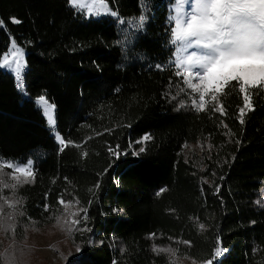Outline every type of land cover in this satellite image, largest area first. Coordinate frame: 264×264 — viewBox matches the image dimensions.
<instances>
[{
    "label": "trees",
    "instance_id": "obj_1",
    "mask_svg": "<svg viewBox=\"0 0 264 264\" xmlns=\"http://www.w3.org/2000/svg\"><path fill=\"white\" fill-rule=\"evenodd\" d=\"M107 2L120 18L145 16L142 29L119 43L110 17L83 18L68 0H0V58L13 38L27 67V95L0 69V157H30L35 172L15 189L16 236L30 219L59 217L63 198L77 206L72 237L86 264H176L154 247L203 262L218 246L213 264H264V88L250 90L243 123L235 81L215 107L197 111L171 63L172 0ZM41 94L55 105V130L67 146L33 103ZM195 141L202 153L183 151ZM0 264L46 262L13 243Z\"/></svg>",
    "mask_w": 264,
    "mask_h": 264
},
{
    "label": "snow or ice",
    "instance_id": "obj_2",
    "mask_svg": "<svg viewBox=\"0 0 264 264\" xmlns=\"http://www.w3.org/2000/svg\"><path fill=\"white\" fill-rule=\"evenodd\" d=\"M68 2L73 10L81 14L97 17L111 15L117 17V22L121 25L127 24L136 31L142 29L146 19L142 15L138 19L125 21L109 9L107 0H68ZM11 19L13 23H20L16 18ZM169 20L171 23L168 30L169 43L173 52L171 63L176 69L174 74L181 77L184 85L190 90L191 106L197 111H205L209 104L215 107L225 87L235 81L234 87L243 98L244 106L239 109L240 122L243 123L245 110H252L250 90L264 88V0H172ZM3 23L0 20V25ZM24 55V49L17 46L13 40L11 48L0 59V69L14 73L16 88L22 95H27L23 83V75L27 71ZM157 67L159 68L160 65ZM33 103L46 117L55 139L62 146H67L65 140L55 132V105L50 103L44 94L36 97ZM215 110L223 112V106L216 107ZM149 138L145 136L143 139ZM109 151L117 159L121 155L111 148ZM144 151L141 148L133 155L139 156ZM33 164L32 159L24 162H3V158L0 157V184L3 188L15 190L18 186L32 183L35 179ZM4 168L12 169L10 178L15 181L14 184L4 182L2 173ZM16 203L19 201L9 202L8 207L15 208ZM59 204L63 205L64 211L67 212L72 201L65 202L60 198ZM47 209L48 205H45V210ZM2 211L3 208L0 207V212ZM71 215L73 219L63 222L61 217L55 218L62 230L71 232L72 227L80 223L75 219L78 212H73ZM4 219L0 217V227L6 232L9 230L14 232L15 225L5 224ZM6 219L11 220L12 216L9 215ZM203 227L200 225L201 229ZM183 243L190 244L188 241ZM80 251L77 247V252ZM154 251H169L175 255L171 249L154 247ZM222 251L221 247H216L212 259H206L204 264H213V260L220 257ZM73 261L74 264H86L81 256L73 255Z\"/></svg>",
    "mask_w": 264,
    "mask_h": 264
},
{
    "label": "rangeland",
    "instance_id": "obj_3",
    "mask_svg": "<svg viewBox=\"0 0 264 264\" xmlns=\"http://www.w3.org/2000/svg\"><path fill=\"white\" fill-rule=\"evenodd\" d=\"M108 7L111 11H114L109 3L107 2ZM172 7V3L169 4L168 9L169 12L167 14L168 18L170 15V9ZM78 12V11H77ZM115 12V11H114ZM79 13V12H78ZM79 15L83 18H88V17H97V16H90L85 14L79 13ZM110 17L118 26L119 29V36L120 40L119 43H122L124 41L123 37L126 36L128 32H133L135 30L134 28L130 27L129 25H121L120 23L117 22V17H113L111 15H103ZM119 17V16H118ZM120 18V17H119ZM123 19V18H121ZM138 19V18H136ZM125 21L133 20V19H123ZM170 21V20H169ZM14 39L10 38L7 50L4 52L6 53L10 48L12 41ZM16 42V41H15ZM17 46L24 47L16 42ZM3 53V54H4ZM25 53V49H24ZM3 54L0 59L3 58ZM173 58V52L171 53V59ZM23 60L25 61V55L23 57ZM7 70V69H4ZM8 71V70H7ZM14 76V73H12ZM195 82V81H194ZM208 97H206L207 99ZM51 103V102H50ZM55 116V113H54ZM45 117V116H44ZM46 120V117H45ZM47 124V122H46ZM48 125V124H47ZM56 132V130H55ZM205 147L202 145L200 141H195L191 142L189 144L184 145L183 151H189V150H195L197 153H202ZM28 159L32 158H27L23 161L17 160V159H3V162H15V161H21L24 162ZM12 172V169H10V172H5L3 173V180L5 183L8 184H14L15 181L10 178V174ZM15 190L10 189V188H3L2 184H0V204L3 208V211L0 212V217H4V223L8 224H14L13 222L15 215H19V207L18 203L15 204V208H9L8 203L9 202H16V197H15ZM260 201L262 204H264V188L261 191L260 194ZM77 211V206L75 203H72L69 207L67 212L64 211V206L62 208V211L59 214V217H61V221H66V220H71L73 219L72 213ZM11 215L12 219L7 220L6 218ZM79 216L77 215L75 219L79 220ZM79 224V223H78ZM78 224L74 225L72 227V231L68 232L66 230H62L56 222V219L49 221L45 224L42 225H36L34 223V220H28L27 224L24 226L23 229V236L19 238V236H16V231L12 232L9 230L10 233H5L4 229L0 227V254H4L9 247L10 244L13 243H18L20 246H26L34 250V252L42 259L45 260L46 264H65L66 261L73 257V255L77 256L79 253L77 252V243L73 241L72 234L74 230L79 229ZM16 227V225H15ZM112 246V245H111ZM175 252V251H174ZM23 255H27L26 253H22ZM71 254V255H70ZM1 256V255H0ZM25 257L21 258V261L25 259ZM170 258H173L176 260V264H204V261H199L196 262L194 259L187 258L183 255H179L175 253V255H172V252L170 254ZM215 261V260H214Z\"/></svg>",
    "mask_w": 264,
    "mask_h": 264
},
{
    "label": "built area",
    "instance_id": "obj_4",
    "mask_svg": "<svg viewBox=\"0 0 264 264\" xmlns=\"http://www.w3.org/2000/svg\"><path fill=\"white\" fill-rule=\"evenodd\" d=\"M24 83V82H23ZM24 88H25V86H24Z\"/></svg>",
    "mask_w": 264,
    "mask_h": 264
}]
</instances>
